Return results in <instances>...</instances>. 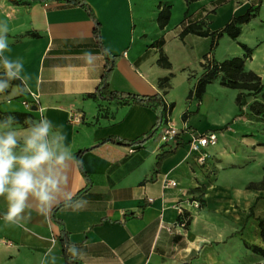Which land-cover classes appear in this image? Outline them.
I'll use <instances>...</instances> for the list:
<instances>
[{
	"label": "crops",
	"instance_id": "1",
	"mask_svg": "<svg viewBox=\"0 0 264 264\" xmlns=\"http://www.w3.org/2000/svg\"><path fill=\"white\" fill-rule=\"evenodd\" d=\"M85 1L100 22L103 46L118 55L110 88L161 93L166 103H174L167 118L182 130L167 142L159 130L138 147L101 142L110 135L137 138L151 129L157 113L149 105L89 97L105 66L92 16L82 6L62 2L0 0V23L9 28L10 51L4 55L21 58V75L28 77L24 96L15 84L0 94V110L28 112L38 121L44 109L54 130L62 126L74 157L82 151L79 159L91 179L88 186L73 162L69 187L75 195L82 191L76 198L86 204L55 207L70 244L83 253L78 259L83 264H264V253L253 249L264 250L256 219L264 217V193L247 188L257 179L241 168L261 151L262 135L254 131L252 140H236L252 130L254 121L244 105L240 109L241 93L248 90L225 83L264 80V44L251 53L240 44L253 49L264 37L263 30L255 29L264 19V0L259 14L242 24L241 34L236 39L224 34L212 53L211 36H182L184 27L202 22L210 30L222 28L258 0H224L219 5L217 0ZM163 5H171V13L161 28L157 18ZM85 52L92 53V63ZM206 54L218 63L241 57L244 64L236 78L222 69L201 99L188 98L205 71ZM72 111L82 114L80 122L69 120ZM16 126L18 132L26 129ZM212 130L218 140L208 147L211 156L201 165L189 145L191 132ZM175 147L156 171L157 155ZM165 179L177 185L165 187ZM251 207L255 217H249ZM6 211L7 202L0 197V264H41L50 248L42 264H52V255L55 264H66L61 228L51 214L45 217L33 209L31 220L20 227L4 219ZM182 219H188L185 226L178 224Z\"/></svg>",
	"mask_w": 264,
	"mask_h": 264
},
{
	"label": "clouds",
	"instance_id": "2",
	"mask_svg": "<svg viewBox=\"0 0 264 264\" xmlns=\"http://www.w3.org/2000/svg\"><path fill=\"white\" fill-rule=\"evenodd\" d=\"M8 32V25L0 23V69L3 70L0 73V94L6 93L13 80H21L24 86H17L19 94L26 90L28 77L21 75L24 70L21 58L4 55L10 51ZM84 56L88 63H92L91 52H85ZM14 123L13 116L0 121V197L7 202L4 219L25 227L31 220L33 209L48 217L52 209L60 205L82 208L86 201L77 199L70 190L69 173L73 162L82 166L83 161L74 157L70 146L64 143L67 136L62 126L55 125L54 130V124L44 109H40V119L29 120V127L22 132L13 128ZM67 252L72 259L83 255L71 244ZM51 253L50 248L45 256ZM55 260L52 255V264Z\"/></svg>",
	"mask_w": 264,
	"mask_h": 264
},
{
	"label": "trees",
	"instance_id": "3",
	"mask_svg": "<svg viewBox=\"0 0 264 264\" xmlns=\"http://www.w3.org/2000/svg\"><path fill=\"white\" fill-rule=\"evenodd\" d=\"M10 1L13 3H20L22 0H10ZM40 1L62 2V3L82 6L88 11V13L94 19V22H95L94 35L96 36L103 50V53L105 56V66H104V71H103V74H102V77H101V80L98 86L93 92L88 94L89 97H92L94 99L109 101V102L149 105V106H152L157 113L156 122L151 127V129L145 132L144 134L138 136L137 138L126 139L123 137L110 135L108 137L103 138L101 142H112L115 144L129 145V146H136V147L144 144L148 139L153 137L159 131L161 125L167 120L168 114L171 113L174 107V103H166L161 93L150 94V95L136 94V93L116 91L110 88V76L116 66L118 55L111 53L106 47L103 46L100 22L94 16V14L91 11L90 6L85 0H40ZM222 2H224V0H217L216 5H219ZM261 2L262 0H258L257 4L256 5L252 4L244 14L232 17V19L228 23H226V25L223 26L222 28H219L216 30H210L209 28H205L202 22H189L182 30L181 35L184 36L187 33L191 32V33H195L201 36H211L212 43L209 49V53H212L218 40L224 34H228L233 39H236L241 34L242 24L250 22L253 18H255L259 14ZM170 13H171V5H163L162 7H160L157 20L161 28H163L168 23V20L170 18ZM240 44L246 50L247 53L252 52L251 47L247 46L244 43H240ZM205 59L207 62V64L204 63L205 71L198 78L194 89L190 90L188 94V98L195 97L196 99H201L203 94L205 93L207 84L219 75V72L221 69L226 70L230 76H232L233 78H236L238 75L239 69L244 64V59H242L241 57H233L231 59H227L221 63H218L214 60L211 61L209 56L206 54ZM232 83L237 88L248 90V93H241V96L243 97V100L240 103L241 111H242L241 106H243L246 103L247 96L256 94V97H258L257 94H260V97L262 99H259V98L255 99L254 101L250 103L249 106H250V110L255 115L262 114L264 116V85L260 81L245 82V81L232 80ZM11 84L22 86V81L13 80ZM20 95L24 96L25 91L23 93H20ZM7 116L14 117L15 119L14 124H17V123L24 124V126H29L28 121L34 120V116L28 112L0 110V121H3ZM176 147L169 149V150L162 151L161 153L157 155L156 171L159 170L163 159L166 156L173 153ZM81 152L82 151L78 152V158ZM80 168L83 171L87 179V185L89 186L91 183V179L89 175L87 174V172L84 170L83 166H80ZM263 184H264V176L260 182L248 183L247 188L264 189ZM81 192L82 191H80L77 195H75V197H78L81 194ZM55 210L56 208L52 210L51 216H52V219L56 223H58L61 228L60 240L63 243L66 264H83L82 261H80L79 259H72L70 255H68L67 247L70 244L68 232L64 226V223L56 217ZM249 217H255V212H254L253 207H251L250 209ZM256 219L258 221V226L260 227L261 236L264 240V217L257 216ZM253 249L258 252L264 253V250L261 247H258L256 245L253 246Z\"/></svg>",
	"mask_w": 264,
	"mask_h": 264
},
{
	"label": "built area",
	"instance_id": "4",
	"mask_svg": "<svg viewBox=\"0 0 264 264\" xmlns=\"http://www.w3.org/2000/svg\"><path fill=\"white\" fill-rule=\"evenodd\" d=\"M23 104L28 105V102L23 99ZM69 120L73 123H78L82 120V114L78 111H72L69 113ZM184 127V129L187 128L186 126ZM159 130L162 139L167 142L176 139V137H178V135L181 133L182 129L167 118V120L161 125ZM217 140V134L213 130L205 131L203 133H198L195 131L191 132L189 145L191 149L196 152L197 160L201 165H205L207 163L208 159L211 156L208 147L211 145H215L217 143ZM170 185H177V181L173 179H165L164 186L166 187ZM149 200L152 201L153 199L149 198ZM198 205L199 204L196 203V206ZM179 212H183L182 206H179ZM187 221L188 219H182L178 224L180 226H185L188 223Z\"/></svg>",
	"mask_w": 264,
	"mask_h": 264
},
{
	"label": "rangeland",
	"instance_id": "5",
	"mask_svg": "<svg viewBox=\"0 0 264 264\" xmlns=\"http://www.w3.org/2000/svg\"><path fill=\"white\" fill-rule=\"evenodd\" d=\"M261 29L264 31V19H261L259 22H257L256 24V28L255 29ZM264 44V37H262L261 39L259 38L256 42V45L255 47H253L252 49V52L255 51V49L259 46V45H262ZM222 70V69H221ZM224 69H223V73H224ZM220 74V72H219ZM232 82V80L230 79H227L225 81V83H230ZM262 84L264 85V80H261ZM258 98L259 99H262L260 97V94H257ZM256 97V94H253L251 96H248L246 99H247V104L245 103L244 104V107H246V111L247 113H249L250 115V119H252L254 122H253V127H252V130H248L244 133H247V134H244L242 137H240V139L238 137H235L236 140L241 144V143H246L247 141L246 140H252L253 139V133L254 131H259L262 135L259 136V142H258V145H259V148L261 149V151L257 152V153H252L253 157L252 158H248V161L244 164H241V168L242 167H247L250 172L249 174L250 175H254V179H257L255 182H260L264 176V116L262 114L260 115H255L251 110H250V103L252 101H254ZM18 128H27L29 126H24V124H19V126H16ZM250 133V134H249ZM255 136V135H254ZM255 143V142H254ZM264 185V184H263ZM262 193H264V189H259Z\"/></svg>",
	"mask_w": 264,
	"mask_h": 264
}]
</instances>
